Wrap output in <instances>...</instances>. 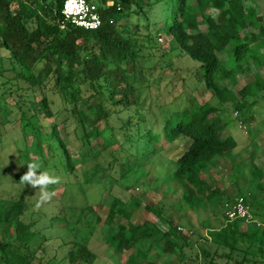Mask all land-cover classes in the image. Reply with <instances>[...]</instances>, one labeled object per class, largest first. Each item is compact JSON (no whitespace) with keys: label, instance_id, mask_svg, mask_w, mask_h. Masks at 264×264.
Segmentation results:
<instances>
[{"label":"trees","instance_id":"1","mask_svg":"<svg viewBox=\"0 0 264 264\" xmlns=\"http://www.w3.org/2000/svg\"><path fill=\"white\" fill-rule=\"evenodd\" d=\"M64 1L0 0V50L7 52L10 62L9 69L0 68V77L4 83L15 81L18 102L29 109L35 101L30 92L39 87L43 93L41 110L47 118H56L60 113L52 108L48 91L58 92L69 102L66 110L86 144L104 136L111 127L113 132L105 137L102 152L109 155L108 148L119 143L128 150L123 155L125 163L129 150L138 155L152 153L160 158L156 161L159 165L168 160L172 168L162 178L163 183L180 187L182 201L189 207L202 208L209 214L223 213L231 199L215 180L209 182L211 175H206L219 158L231 160L239 146L236 137L222 136L234 123L228 110L244 113L258 102V93L264 99V15L258 12L254 0H113L110 6L107 0H97L103 25L95 30L70 23L62 28ZM125 16L128 22L120 25L119 20ZM162 31L197 61L189 70L202 87L212 92L216 103H200L194 96L175 113L150 118L140 113L137 63L158 47ZM241 79L246 82L235 91L233 86ZM87 93H97L101 98L81 108L79 102ZM16 108L23 130H33L27 133L31 134L32 148L48 163L41 131L44 118L36 111L26 116L21 105ZM101 123L105 124L102 129ZM51 138L58 143L51 149L56 150L63 170L71 172L75 165L57 125L46 134V139ZM101 151L94 154L97 159ZM92 164L101 170L99 161ZM234 164L233 168L239 170L240 165ZM251 174H257L259 187L264 188L263 169L254 167ZM113 198L105 219V240L113 250L128 253L127 264H168L170 261L157 263L149 258V250L154 247H160L159 254L185 259L187 248L193 244L188 237H181L172 218L158 204L147 203L144 196ZM251 205L253 214L264 219V197H256ZM27 208L24 199L0 205V226L4 232L11 228L15 231L13 239L0 236V264H43L45 257L38 258L37 247L44 239L39 242L36 224L24 220ZM142 209L153 212L168 230L163 232L151 221L139 220L137 214ZM243 224L244 220L227 218L220 227L210 226L205 239L216 247L212 252L202 246V264H217L218 257L225 264H264L263 231L254 223L242 229ZM42 247L48 252L47 246ZM97 258L85 243H69L68 264H77L78 259V264H93Z\"/></svg>","mask_w":264,"mask_h":264},{"label":"rangeland","instance_id":"2","mask_svg":"<svg viewBox=\"0 0 264 264\" xmlns=\"http://www.w3.org/2000/svg\"><path fill=\"white\" fill-rule=\"evenodd\" d=\"M94 2L96 3L97 0ZM254 3L258 12L264 15V0H254ZM128 20V17H122L119 24L123 25ZM201 27L206 29L207 26ZM156 43L158 47L150 49L149 54L137 63L136 84L140 95V113L147 115V118L175 113L186 106L194 96L200 103L217 102L212 92L202 87L189 70L198 64L197 61L178 48L172 36L162 31ZM6 55L5 50H0L2 70L10 68ZM221 57L225 58L226 55L221 54ZM262 74L264 75V68ZM228 82V80L224 81V83ZM245 82V79H241L234 85L235 91H238ZM17 91L15 81L4 83V79L0 77V205L18 199L27 202L28 208L23 218L27 222L36 224L38 241L44 239L42 246L48 248V252H44L42 246L37 247L38 258L45 257L43 264H68L66 256L69 243L73 240L85 243L97 254L98 258L93 264H127L128 253L113 250L105 240L108 233L105 219L113 196L125 200H129L131 196H144L147 203L158 204L164 214L172 218L173 225L180 232L181 237L190 239L193 246L187 248L185 259L167 253L159 254L160 247L150 249L149 258L157 263L170 261L168 264H202L203 257L200 252L202 246L214 251L216 246H212L211 240H206L205 236L207 237L210 226L220 227L227 221L226 208L223 213L217 211L209 214L202 208L194 209L183 202L181 188L162 181V178L168 174L167 170L172 168L171 162L162 160V165H159L156 161L160 158L156 155L132 154L129 150L125 163L123 155L128 150L125 145L119 143L110 146L108 148L110 154L107 155L101 150L105 137L113 132L111 127L106 130L104 136L93 139L91 144H86L80 137V128L71 118L70 111L66 110V107H70L69 102L65 101L58 92L51 90L48 94L52 99V108L60 114L56 118H47L40 108L43 93L39 87L30 92L35 96V101L28 103L29 109L18 102ZM257 97L258 102L244 113L239 111L236 115V109L229 108L228 113L234 123L229 130L223 131L222 136L237 137L239 146L236 151L239 154L235 161L219 158L215 164L210 165V173L206 175V177L211 175L209 182L213 183L215 180L230 199L237 196L244 197L248 200L250 208L256 197H264V188L259 187L261 179L257 174L248 178V173L253 171L254 167L262 168L264 171V99L262 93H258ZM100 98L101 95L97 93H87L79 102V106L84 108L96 103ZM18 105H21L26 116L36 111L39 117L44 118L45 124L41 131L44 149L50 163L45 162L32 148V137L27 133L33 130L29 129L27 133L23 130L21 113L16 108L19 107ZM250 111L253 117H250ZM239 120L246 124V128L239 126ZM54 125H57L75 165L71 172L63 170V164L55 155L56 150L51 149V145L58 143L53 138L46 139V134L53 132ZM104 127L105 124L101 123L100 128ZM255 139L256 144L253 145ZM258 148L260 152H257ZM97 151H101L99 159L94 156ZM33 161L42 163V171L46 170L60 177L59 184L50 186V190L55 191L56 195L39 209L35 207L38 191L19 183L20 175L27 170L26 163ZM93 161L100 162L101 170L93 168ZM236 162L240 165L239 170L233 168ZM137 218L151 221L163 232L168 230L166 224L151 211L142 209L139 215L137 214ZM206 220L210 223L208 224ZM241 228L245 229L246 224ZM0 236H4L7 240L13 239L15 231L11 228L8 232H4L0 226ZM80 261L81 259H78L77 264ZM217 264H225V261L218 257Z\"/></svg>","mask_w":264,"mask_h":264},{"label":"built area","instance_id":"3","mask_svg":"<svg viewBox=\"0 0 264 264\" xmlns=\"http://www.w3.org/2000/svg\"><path fill=\"white\" fill-rule=\"evenodd\" d=\"M113 3V0H107L106 5L110 6ZM62 13L64 15V20L61 22L62 28H65L67 23L86 30H95L103 25L102 15L94 0H65ZM238 114L239 112L236 111V115ZM239 126L246 128V124L242 120H239ZM225 208L228 220L241 219L246 224L254 223L264 233V219L253 214L244 197L237 196L227 201Z\"/></svg>","mask_w":264,"mask_h":264},{"label":"clouds","instance_id":"4","mask_svg":"<svg viewBox=\"0 0 264 264\" xmlns=\"http://www.w3.org/2000/svg\"><path fill=\"white\" fill-rule=\"evenodd\" d=\"M26 165L27 170L20 175L19 183L24 186H30L38 191L39 195L36 199L35 207L39 209L44 204L50 202L56 195L55 191L50 190V186L59 184L60 177L46 170L42 171V163L40 162L33 161L26 163Z\"/></svg>","mask_w":264,"mask_h":264},{"label":"crops","instance_id":"5","mask_svg":"<svg viewBox=\"0 0 264 264\" xmlns=\"http://www.w3.org/2000/svg\"><path fill=\"white\" fill-rule=\"evenodd\" d=\"M249 115H250V117H253V114H252V111H250L249 112ZM230 128H228V130H229ZM253 130H254V128H253ZM250 133H252V130L250 129ZM229 136H231V135H229ZM234 137H236V136H234ZM236 139H237V137H236ZM256 139H255V141L253 142L254 144L253 145H255L256 143ZM257 152H260V148H258L257 149ZM239 154V152H237V151H235V154L233 155V157L231 158V161L232 160H236V156ZM230 160V159H229ZM236 163H238V162H236ZM252 177V174H251V172H249L248 173V178L250 179ZM247 177H245V179H246ZM223 191H225L224 189H223Z\"/></svg>","mask_w":264,"mask_h":264}]
</instances>
